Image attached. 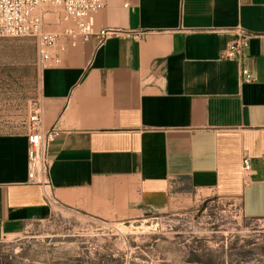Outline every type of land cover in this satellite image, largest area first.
<instances>
[{"label":"crops","instance_id":"obj_1","mask_svg":"<svg viewBox=\"0 0 264 264\" xmlns=\"http://www.w3.org/2000/svg\"><path fill=\"white\" fill-rule=\"evenodd\" d=\"M48 28L52 65L34 38L0 37V239L57 210L127 220L210 194L264 216V0H105L87 36L60 19ZM237 28L253 34L250 82L221 57ZM35 101L43 128L59 130L58 206L27 177Z\"/></svg>","mask_w":264,"mask_h":264},{"label":"rangeland","instance_id":"obj_2","mask_svg":"<svg viewBox=\"0 0 264 264\" xmlns=\"http://www.w3.org/2000/svg\"><path fill=\"white\" fill-rule=\"evenodd\" d=\"M46 7L49 30L60 11ZM182 200L127 220L54 211L4 235L0 264H264V216H245L238 200L215 194Z\"/></svg>","mask_w":264,"mask_h":264},{"label":"built area","instance_id":"obj_3","mask_svg":"<svg viewBox=\"0 0 264 264\" xmlns=\"http://www.w3.org/2000/svg\"><path fill=\"white\" fill-rule=\"evenodd\" d=\"M105 0H0V37L29 36L35 39L37 49L43 65H52L58 58L51 54L56 43L57 35L46 29L50 21L45 18L46 6L56 8V16L51 22L64 19L71 21L81 32L87 36L91 32L92 14L100 10ZM114 30H103L101 37H105ZM237 38L229 42L221 52V57L236 60L241 64L240 74L242 82L254 79L248 68L242 65L249 40L253 36L244 28H237ZM59 134V130L42 126V107L35 101L31 114L26 121L27 138V177L28 181L38 184L50 204L58 206L51 197L50 161L48 147ZM250 170L247 156L241 159V172L245 174Z\"/></svg>","mask_w":264,"mask_h":264},{"label":"water","instance_id":"obj_4","mask_svg":"<svg viewBox=\"0 0 264 264\" xmlns=\"http://www.w3.org/2000/svg\"><path fill=\"white\" fill-rule=\"evenodd\" d=\"M244 176H245L246 178H249V176H250V172H246V173L244 174Z\"/></svg>","mask_w":264,"mask_h":264}]
</instances>
